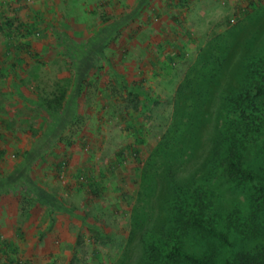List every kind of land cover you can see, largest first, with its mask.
<instances>
[{"label": "rangeland", "instance_id": "obj_1", "mask_svg": "<svg viewBox=\"0 0 264 264\" xmlns=\"http://www.w3.org/2000/svg\"><path fill=\"white\" fill-rule=\"evenodd\" d=\"M263 5L264 0H0V239L18 244L21 261L140 264L143 246L132 232L133 214L137 210L151 222L148 217L157 215L162 195L155 188L148 201L140 197V172L174 123L178 86L215 39L226 48L234 45L226 73L239 64L249 42L257 46L255 54H262L264 11L252 25L245 21L254 6ZM105 17H117L122 28L101 48L99 60L91 61L90 54L76 63L77 72L68 69L56 33H66L86 48L99 38L108 23ZM31 26L36 27L32 34ZM10 40L26 46L22 62L6 55ZM62 77L71 78L77 101L78 116L67 127L50 122L31 101L56 89ZM134 122L145 134L138 160L127 153L125 163L112 171L117 151L135 144L129 129ZM212 123L207 120L198 140L188 142L182 174L206 155ZM62 128L66 130L57 139ZM62 160L64 170L58 165ZM86 169L106 187L101 198L88 190ZM92 225L103 227L109 238L93 239Z\"/></svg>", "mask_w": 264, "mask_h": 264}, {"label": "trees", "instance_id": "obj_2", "mask_svg": "<svg viewBox=\"0 0 264 264\" xmlns=\"http://www.w3.org/2000/svg\"><path fill=\"white\" fill-rule=\"evenodd\" d=\"M263 11L264 5L254 6V13H248L245 25H252ZM105 19L108 23L101 29L99 38L91 40L86 48L76 44L68 34L56 33L57 43L64 47L61 55L68 69L77 72L76 63L87 55L91 54V61L98 59L101 48L111 42V35L122 28L123 21L117 17L114 21ZM8 24L12 25L11 21ZM20 27L25 25L21 23ZM3 29L0 25V31ZM35 29L31 26L28 32L32 34ZM233 34L237 39L239 28ZM103 42L100 49L96 47ZM25 47L10 40L6 55H14L17 63L22 62L20 54ZM209 47V53L200 55L178 86L174 123L141 168L140 197L148 201L155 188L162 189V195L157 215L148 217L151 222L134 209L132 232L141 238L143 246L140 264H264V52L255 54L253 49L257 46L249 42L239 64L226 73L225 64L234 45L228 43L226 48L222 40L215 39ZM88 76L90 72L79 81V90ZM73 85L70 88L71 78L64 81L62 77L56 89L45 90L47 93L31 101L46 112L50 122L61 121L67 127L73 124L69 119L78 116L75 94L71 93ZM216 85L220 87L217 105ZM214 105L217 110L213 118ZM207 120L213 121L214 127L211 146L201 162L182 174L188 142L198 140ZM64 128L57 139H61ZM129 129L133 131L135 144L128 151H117L110 164L112 171L125 163L127 153L138 160L140 146L145 143L142 125L134 122ZM65 164L64 160L58 163L63 170ZM83 174L90 193L101 198L106 187L96 182L88 169ZM34 196L38 198L37 194ZM92 226L89 228L93 239L109 238L103 227ZM18 256L16 242L0 239V264H29Z\"/></svg>", "mask_w": 264, "mask_h": 264}]
</instances>
